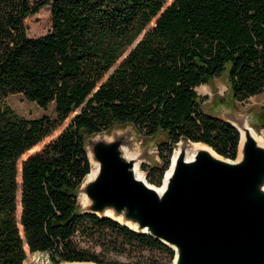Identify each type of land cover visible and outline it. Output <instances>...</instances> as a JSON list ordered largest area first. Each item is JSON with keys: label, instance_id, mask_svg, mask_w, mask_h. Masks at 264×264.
Instances as JSON below:
<instances>
[{"label": "trees", "instance_id": "1", "mask_svg": "<svg viewBox=\"0 0 264 264\" xmlns=\"http://www.w3.org/2000/svg\"><path fill=\"white\" fill-rule=\"evenodd\" d=\"M42 5L50 27L28 35L23 19ZM225 68L235 100L264 90V0H0V95L20 93L55 111L26 117L0 105V264H24L25 247L55 264L103 263L74 235L174 254L151 234L79 210L76 189L91 170L84 139L115 122L162 131V163L141 164L156 184L180 137L235 158L238 129L205 112L195 90ZM66 118L18 168V157Z\"/></svg>", "mask_w": 264, "mask_h": 264}, {"label": "water", "instance_id": "2", "mask_svg": "<svg viewBox=\"0 0 264 264\" xmlns=\"http://www.w3.org/2000/svg\"><path fill=\"white\" fill-rule=\"evenodd\" d=\"M220 117L238 129L231 118L226 115ZM183 139L187 142L183 143ZM239 140L240 134L237 151ZM192 141L185 137L176 140L175 147H179V154L160 196L147 183L136 179L130 171L131 178L138 183L136 190L151 198L146 203L138 202L139 198L123 202L129 206L124 211L125 220H135L136 226L132 227L126 221L109 215L103 209L104 204L97 205V202L81 207L78 203L79 210L91 211L100 217H110L131 230L155 236L174 249L170 264H264V191L258 186L264 180V147L259 146L250 135H245L241 157L237 159V151L236 157L231 158L218 154L208 143L198 141L208 146L215 156L207 150L198 149L193 155L196 161L190 162L184 158V151ZM102 146L98 142L93 146L96 160L101 157ZM171 156L172 152L168 166L172 162ZM135 161L136 159L129 161V166ZM201 161H209L222 171L223 176L214 178L213 183L210 181L214 189L218 188L217 192H213L211 186L212 191H207L209 187H205L203 181L191 182L195 177L193 173L198 174L196 165ZM142 176L145 180L146 174L143 173ZM83 179L78 184L77 192ZM82 188L86 194L93 195L90 191L91 184ZM194 195L196 203L191 202ZM60 264L112 263L64 260Z\"/></svg>", "mask_w": 264, "mask_h": 264}, {"label": "rangeland", "instance_id": "3", "mask_svg": "<svg viewBox=\"0 0 264 264\" xmlns=\"http://www.w3.org/2000/svg\"><path fill=\"white\" fill-rule=\"evenodd\" d=\"M23 22L26 26V32L28 35H36L46 31L50 27V10H48V5H42L35 13L26 15ZM140 35L141 33L135 37L129 46L132 45ZM201 84L202 85H198L195 90L202 96L201 108L205 112L208 111L219 116L226 115L232 120H236V114H240L244 119H248L247 123L254 126L258 138L264 141V126L262 125L264 117V90L251 94V96H248L245 99L235 100L233 96H231L228 88L229 81L227 80V68L222 70L219 75L210 78L208 82ZM5 104L9 105L17 114L26 117H38L41 114H45L46 116L53 118L55 115L53 103H49L46 107H42L35 101L22 96L20 93H8L5 96L0 95V105ZM67 121L68 118L64 119L56 128H54L51 134L42 138L35 144V146H33V148L25 150L17 159L18 168L21 158L25 157L28 152L39 148L43 142L53 137L67 123ZM115 134L119 138L111 136L112 138H110L109 141L115 139L114 145H120L123 143L129 152H131V150L133 151L136 157L138 175L143 173L145 174V170L141 166L142 163H146V165H160L162 163L157 152V142L161 138H164V133L162 131H158L153 134L144 135L139 132L132 123L115 122V124H112L110 127L100 131L99 133L86 135L84 143H90V145H92V141L98 140L100 136ZM127 136L132 139L130 149L128 148L125 140ZM182 141L183 143L187 142L184 139ZM98 145H103L100 152L101 156L105 154L108 149L113 148L111 145L104 142ZM175 146L176 145L172 148L173 152ZM168 158L170 162V155ZM17 178L19 181L20 178L18 173ZM145 180L148 181V183L150 182L151 185L160 186L162 184V177L158 184L149 181L146 177ZM18 197L19 195L17 193V198ZM81 200L80 191L78 189V203L80 204V207L82 205ZM18 216L19 207L17 208V213L15 212L17 220ZM73 237L78 240L80 246L87 247L90 250L99 253V257L103 260V263L115 261L125 264H149V262L167 264L171 262L173 258L172 252L167 250L152 246L147 247L139 244L123 245L115 242L113 236L111 235L107 237L108 240L103 239L104 241H101V243L103 242V245H98L94 240L87 239L86 237L84 238L78 235H74ZM25 254L24 264H55L47 251H29L25 247ZM63 261L64 260L58 261L57 264H60Z\"/></svg>", "mask_w": 264, "mask_h": 264}, {"label": "bare ground", "instance_id": "4", "mask_svg": "<svg viewBox=\"0 0 264 264\" xmlns=\"http://www.w3.org/2000/svg\"><path fill=\"white\" fill-rule=\"evenodd\" d=\"M236 115H237L236 120H233V122L236 126H238L239 134H240V140H239L240 144L237 151V159H238L241 157V146L243 143L242 140L245 137V135H250L251 137H253V139L256 140L257 144L261 147H264V141L258 138L254 126L247 123L248 119H244L243 116H241L240 114H236ZM111 136L119 138L118 136H116V134L103 135L100 136L98 140L92 141V143H94L95 146H96V142H98V144L104 142L113 147L111 149H108L105 152V154L99 157L98 160L100 162L96 160L93 156L94 145L93 144L90 145V143H85V146L87 148V155L90 161L91 170L84 177L80 185L79 191L82 199L81 201H82V205H87V203L91 204V202L93 204L97 202V205L104 204L103 209H105L106 213L112 215L116 219L126 221L130 226L133 227L137 225V222L135 220H131L130 218H128V220H125L124 211L125 208L129 206H126L123 202L126 201V203H128V202H132V200H134L135 198H139L138 202L140 201L141 203L143 202L146 203L151 198L146 197L144 193L140 192L139 190H136L138 183L133 178H131L129 174L130 171L133 173L136 179L142 180L145 183H147L150 187L155 189V191L159 194L158 196H160V194L163 192V187L165 186L166 181L168 180L171 174V170L175 163L177 154H179V147L177 148L175 147L174 152L172 153L171 156L172 162L162 177V181H161L162 184L160 186H156L146 182L142 174L138 175L136 161L132 163L131 167L129 166V161L131 162V160H134L136 158L133 151L131 150V152H129L123 143L120 145H114L115 139L109 141V139L112 138ZM125 140L128 145V148L130 149L131 146L130 143L132 139L129 136H127ZM198 149L207 150L211 155L215 156L212 150L208 146H205L200 142L192 141V143H188L186 146V151H184V158L190 162L196 161V158L193 155L195 150ZM196 169H197L196 172L198 174L193 173L195 177L191 182H193L194 180H198L200 182L203 181V183H205L204 184L205 187L211 186L210 181L212 180L213 183L214 178H218L220 175L223 174L221 173L222 171L218 167H215L209 161L198 162V164L196 165ZM249 177L250 176L248 175V179H250ZM208 178H210V180H208ZM90 184H91L90 191H92L93 195L86 194V192L82 188L83 186H87ZM258 186L264 191V180ZM211 189H214V187L211 186ZM211 189L209 187L206 190L212 191ZM217 189H214L213 192H217L218 191ZM187 199H190V197H188ZM194 201L195 203L197 202L195 199V195L191 202Z\"/></svg>", "mask_w": 264, "mask_h": 264}]
</instances>
